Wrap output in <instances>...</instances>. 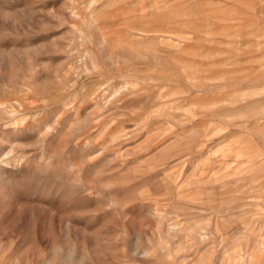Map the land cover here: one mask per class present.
<instances>
[{
	"label": "rangeland",
	"instance_id": "obj_1",
	"mask_svg": "<svg viewBox=\"0 0 264 264\" xmlns=\"http://www.w3.org/2000/svg\"><path fill=\"white\" fill-rule=\"evenodd\" d=\"M0 264H264V0H0Z\"/></svg>",
	"mask_w": 264,
	"mask_h": 264
}]
</instances>
